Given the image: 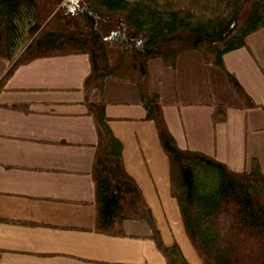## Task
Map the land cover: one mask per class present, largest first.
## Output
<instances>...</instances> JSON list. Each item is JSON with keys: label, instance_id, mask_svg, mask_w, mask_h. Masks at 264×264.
<instances>
[{"label": "crops", "instance_id": "crops-1", "mask_svg": "<svg viewBox=\"0 0 264 264\" xmlns=\"http://www.w3.org/2000/svg\"><path fill=\"white\" fill-rule=\"evenodd\" d=\"M245 47L223 55L227 72L264 105V27ZM0 60V77L7 69ZM168 130L183 150L203 152L233 171L256 159L264 172V109L246 108L224 70L195 51L175 67L148 62ZM90 72L85 54L37 58L19 66L0 93V264H165L145 221H124L125 236L95 231L91 167L97 134L83 101ZM102 101L111 133L122 145L125 172L138 186L160 236L189 264H203L171 195L169 160L133 83L106 78ZM227 107L213 122L214 105Z\"/></svg>", "mask_w": 264, "mask_h": 264}, {"label": "trees", "instance_id": "trees-1", "mask_svg": "<svg viewBox=\"0 0 264 264\" xmlns=\"http://www.w3.org/2000/svg\"><path fill=\"white\" fill-rule=\"evenodd\" d=\"M264 27V0H0V60L8 67L0 93L15 70L37 58L85 54L90 72L83 101L97 134L91 176L95 231L125 236L124 221H145L165 264H189L176 244H164L143 196L125 172L122 145L108 127L105 104L90 100L106 78L135 84L145 119L155 124L169 160L171 195L185 233L203 264H264V172L256 159L248 170L180 149L168 130L158 94L151 90L148 62L174 68L186 51L225 71L246 108H262L226 71L223 55L245 47ZM227 107L214 105L213 122Z\"/></svg>", "mask_w": 264, "mask_h": 264}, {"label": "rangeland", "instance_id": "rangeland-1", "mask_svg": "<svg viewBox=\"0 0 264 264\" xmlns=\"http://www.w3.org/2000/svg\"><path fill=\"white\" fill-rule=\"evenodd\" d=\"M146 223V222H145Z\"/></svg>", "mask_w": 264, "mask_h": 264}]
</instances>
